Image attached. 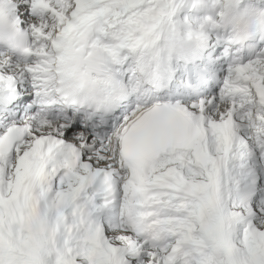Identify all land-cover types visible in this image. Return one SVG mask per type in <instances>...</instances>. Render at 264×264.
Here are the masks:
<instances>
[{"label": "snow or ice", "instance_id": "snow-or-ice-1", "mask_svg": "<svg viewBox=\"0 0 264 264\" xmlns=\"http://www.w3.org/2000/svg\"><path fill=\"white\" fill-rule=\"evenodd\" d=\"M3 17L0 264H264V0Z\"/></svg>", "mask_w": 264, "mask_h": 264}, {"label": "clouds", "instance_id": "clouds-1", "mask_svg": "<svg viewBox=\"0 0 264 264\" xmlns=\"http://www.w3.org/2000/svg\"><path fill=\"white\" fill-rule=\"evenodd\" d=\"M10 20L7 17L0 18V30L7 32Z\"/></svg>", "mask_w": 264, "mask_h": 264}]
</instances>
